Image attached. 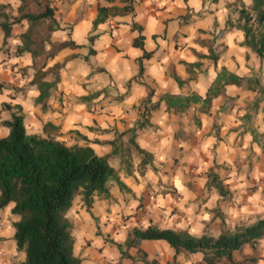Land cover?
<instances>
[{
    "label": "clouds",
    "instance_id": "1",
    "mask_svg": "<svg viewBox=\"0 0 264 264\" xmlns=\"http://www.w3.org/2000/svg\"><path fill=\"white\" fill-rule=\"evenodd\" d=\"M13 143L94 169L42 183L61 264H264V0H0ZM34 196L0 181V264Z\"/></svg>",
    "mask_w": 264,
    "mask_h": 264
},
{
    "label": "trees",
    "instance_id": "2",
    "mask_svg": "<svg viewBox=\"0 0 264 264\" xmlns=\"http://www.w3.org/2000/svg\"><path fill=\"white\" fill-rule=\"evenodd\" d=\"M30 153L31 149L16 143L0 145V181L7 183L8 179L15 178L35 193L28 203L37 215L24 234L31 239L35 264H48L49 260L52 264H61L58 246L62 242L46 231L47 204L42 195V183L51 181L60 188L66 187L68 183L74 184L76 180L88 176L94 169L85 166L83 158H73L54 149L49 154L38 155L35 160ZM50 156H55L54 164L50 162Z\"/></svg>",
    "mask_w": 264,
    "mask_h": 264
}]
</instances>
